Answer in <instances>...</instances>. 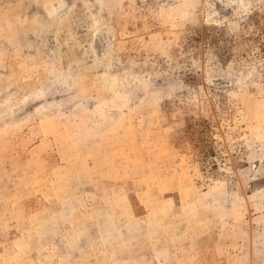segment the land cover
Instances as JSON below:
<instances>
[{"label": "rangeland", "instance_id": "rangeland-1", "mask_svg": "<svg viewBox=\"0 0 264 264\" xmlns=\"http://www.w3.org/2000/svg\"><path fill=\"white\" fill-rule=\"evenodd\" d=\"M0 264H264V0H0Z\"/></svg>", "mask_w": 264, "mask_h": 264}]
</instances>
